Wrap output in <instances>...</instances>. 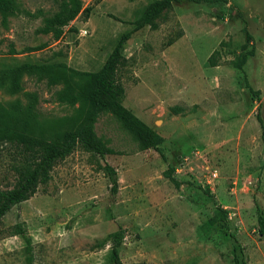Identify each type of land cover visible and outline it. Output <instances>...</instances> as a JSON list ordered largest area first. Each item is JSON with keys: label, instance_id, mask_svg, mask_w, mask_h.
<instances>
[{"label": "rangeland", "instance_id": "1", "mask_svg": "<svg viewBox=\"0 0 264 264\" xmlns=\"http://www.w3.org/2000/svg\"><path fill=\"white\" fill-rule=\"evenodd\" d=\"M154 1L81 0L89 18L78 16L58 40L37 29L59 0H16L18 13L0 24V106L28 109L32 94L41 125L59 132L79 123L87 102L60 93L86 98L81 73L97 72L129 34L117 72L122 104L164 138L157 150H140L101 113L94 131L111 153L78 146L58 161L49 181L2 218L0 264H113V249L122 264H234L236 245L247 264H264L254 206L264 208V0H176L156 30L134 29ZM40 65L68 84L48 85L31 73ZM22 161L13 145L0 146V190L13 188ZM105 165L117 173L116 195ZM17 223L29 252L10 235Z\"/></svg>", "mask_w": 264, "mask_h": 264}, {"label": "trees", "instance_id": "2", "mask_svg": "<svg viewBox=\"0 0 264 264\" xmlns=\"http://www.w3.org/2000/svg\"><path fill=\"white\" fill-rule=\"evenodd\" d=\"M60 9L53 16L44 19L43 25L37 29V33L51 35L54 40H58L64 33V29L78 16L87 20L91 13V8H84L81 0H59ZM176 0H156L151 3L145 13L134 22V29L138 30L148 26L156 30L164 14L172 8V3ZM198 1V0H197ZM16 0H0V24L6 25L10 17L18 13ZM129 34L122 37L111 54L105 60L103 66L97 72L81 73L86 79L89 92L86 98H82L81 93H72L64 90L60 94L61 99H72L73 101L87 102V112L81 119L74 118L75 125H67L62 131H57L54 126L41 125L35 115L32 114L33 103L36 97L32 94L28 96L32 99L28 109L7 110L0 106V146L3 144L13 145L18 149L21 156L22 166L16 170V182L12 189L0 190V223L2 218L15 205L27 201L36 193L38 185L46 184L50 179V173L54 165L70 156L76 147L87 152L104 157L111 153L105 143L96 135L94 125L101 113L114 115L122 124L123 128L134 136L138 142L140 150H157L163 143L164 138L157 134L150 127L140 121L131 111L122 104L124 89L117 78L118 69L126 62L121 50ZM13 53V50H10ZM214 52L209 59L211 63ZM251 51L249 55H252ZM247 57L243 58L239 69L243 71V65ZM211 65H214L211 64ZM31 73L38 74L40 78H46L50 86L61 83L67 85L68 82H60L61 77L52 74L47 65L31 66ZM246 88L251 92V87L247 83V76L243 72ZM256 95L255 92H253ZM82 102V101H81ZM105 169L110 182V192L116 195L118 192V177L115 169L105 165ZM166 174L170 178L169 174ZM174 182V180H171ZM257 232L260 237H264V208L254 201ZM218 213L213 215L210 223H215L219 217ZM11 236H21L26 244V250L31 251L32 241L22 223L13 225L10 230ZM234 264H247L244 256V248L236 245L233 248ZM113 264H122L116 249L112 250Z\"/></svg>", "mask_w": 264, "mask_h": 264}, {"label": "built area", "instance_id": "3", "mask_svg": "<svg viewBox=\"0 0 264 264\" xmlns=\"http://www.w3.org/2000/svg\"><path fill=\"white\" fill-rule=\"evenodd\" d=\"M214 177H216V175H213Z\"/></svg>", "mask_w": 264, "mask_h": 264}]
</instances>
